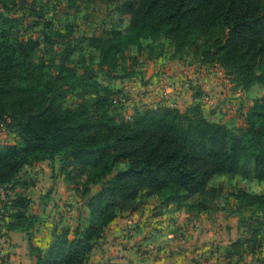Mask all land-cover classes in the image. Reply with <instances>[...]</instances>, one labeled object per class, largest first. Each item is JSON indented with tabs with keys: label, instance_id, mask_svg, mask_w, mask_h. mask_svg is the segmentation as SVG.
I'll return each instance as SVG.
<instances>
[{
	"label": "trees",
	"instance_id": "obj_1",
	"mask_svg": "<svg viewBox=\"0 0 264 264\" xmlns=\"http://www.w3.org/2000/svg\"><path fill=\"white\" fill-rule=\"evenodd\" d=\"M90 1L93 9L104 7L114 16L83 39L97 50L96 66L109 78H132L135 65H122L125 58L136 64L145 51L147 60H155L169 40L179 57L192 55L200 66L222 68L250 104L237 127L207 117L200 101L184 110L158 104L124 118L120 93L99 81L93 58L78 72L71 60L76 46L36 57L38 41L13 33L19 18L0 0V123L9 119L19 137L17 144L0 145V187L26 185L20 179L26 167L63 155L61 170L83 178L75 190L86 197L89 211L86 224L53 231L45 251L29 238L31 264H86L109 223L136 210L140 197L152 196L165 207L196 214L216 209L218 200H232L231 214L247 236L225 248V262L214 264H237L262 243L264 192L213 181L223 176L264 181V0ZM214 27L221 32L213 39L192 38ZM131 49L135 53L128 56ZM241 158L251 161L250 171L239 169ZM90 185L100 186L91 191ZM30 203L17 193L2 204L7 231L34 226ZM253 264H264V258Z\"/></svg>",
	"mask_w": 264,
	"mask_h": 264
},
{
	"label": "rangeland",
	"instance_id": "obj_2",
	"mask_svg": "<svg viewBox=\"0 0 264 264\" xmlns=\"http://www.w3.org/2000/svg\"><path fill=\"white\" fill-rule=\"evenodd\" d=\"M6 4L12 15L19 18L13 33L20 38L38 41L36 57L56 56L67 47L76 46L71 60L78 72L82 66H88L90 57L93 58L90 66L95 69L99 81L120 93V111L124 118L135 110L156 104H170L184 109L197 92L200 98L195 102L200 101L207 117H220L234 127L242 125V115L250 104L246 93L237 88L219 66H200L192 55L179 57L174 54L171 41H163L162 55L155 60H147L145 51L139 55L136 64L125 58L122 65L128 67L134 64L136 70L132 78L120 81L109 78L98 69L97 50L83 45L84 37L97 30L102 21L114 18L111 11L104 7L93 9L90 0H7ZM108 5L109 9L113 7L111 2ZM220 32V27H214L211 32L198 33L192 38L202 42L213 39ZM44 34L50 37L51 43L43 41ZM134 53L135 49H131L128 56ZM74 99L68 104L74 103ZM18 142L19 137L10 120L0 123V145ZM64 159L63 155H58L53 162L44 161L26 167L20 173V179L26 185L16 182L12 188L0 187V208L15 194L22 193L31 199L27 212L37 218L27 232L7 231L5 223L9 217L1 215L0 210V264H30L33 257L28 249L29 238L33 245L38 241L44 246L53 231L87 223L89 211L86 197L75 190V187L80 189L83 178L72 179L70 168L63 172L61 161ZM239 169L250 171L251 161L241 158ZM31 182H34L33 186H30ZM213 183H222L226 188L235 184L250 191L264 192V181L223 176ZM99 186L90 185L91 191ZM137 204L136 210L123 211L106 228L87 264L223 263V247L247 236L242 226L238 225L237 215L231 214L234 208L232 200H218L216 209L201 214L184 209L173 211L160 204L157 196L140 197ZM260 234L261 245L253 254L245 252L237 264H253V259L264 258V228ZM23 247H27L28 254Z\"/></svg>",
	"mask_w": 264,
	"mask_h": 264
},
{
	"label": "crops",
	"instance_id": "obj_3",
	"mask_svg": "<svg viewBox=\"0 0 264 264\" xmlns=\"http://www.w3.org/2000/svg\"><path fill=\"white\" fill-rule=\"evenodd\" d=\"M123 81H125V80H123ZM192 97H193V98H191L192 101H190L189 105L192 104L193 102H195V100L197 99V98H195L194 95H192ZM156 105H158V104H156ZM156 105H154V106H156ZM166 105H168V104H166ZM169 105H170V104H169ZM189 105H188V106H189ZM171 106H175V105H171ZM188 106H186V107H188ZM151 107H153V106H151ZM175 107H178L179 109H181L179 106H175ZM186 107H185V108H186ZM185 108H184V109H185ZM184 109H181V110H184ZM45 161H47V160H45ZM42 162H44V161H42ZM48 162H49V161H48ZM39 163H41V162H39ZM36 164H38V163H36ZM36 164H34V165H36ZM168 207H170V206H168ZM171 208H172V207H170V209H171ZM171 210L174 211L173 208H172ZM175 212H177V211H175ZM157 214H160V213H157ZM115 219H116V218H115ZM115 219H114V220H115ZM114 220H113V221H114ZM113 221H112V222H113ZM112 222H111V223H112ZM111 223H109V225H110ZM109 225H108V226H109ZM108 226H107V227H108ZM74 227H75V226H74ZM74 227H69V228L72 230ZM107 227H106V228H107ZM106 228H105V230H106ZM105 230H104V232H105ZM13 231H18V230H13ZM18 232H21V231H18ZM55 232H59V231H55ZM20 234H21V233H20ZM103 234H104V233H103ZM11 235H12V233H11ZM102 236H103V235H102ZM53 238H54V237H53V232H52V235L49 234V239H47L48 242L46 241L47 243L45 242V245H44V246L41 245L38 241H35L36 244H34V245L37 246V247H39V248H41L42 250L45 251L46 248L48 247V245L52 242ZM100 239H101V238H100ZM97 241H98V240H97ZM234 241H235V240H233V241L227 243V245H225V246L223 247V249H225L229 244H231V243L234 242ZM24 246H25V245H24ZM94 248H95V247H94ZM94 248L92 249L91 254L93 253ZM23 249H24V251H25V254H28V249H29V247H28V249H27V247H23ZM91 254H90V256H91ZM90 256H89V258H90ZM88 260H89V259H88ZM87 262H88V261H87ZM31 263H32V262H31ZM31 263H30V264H31ZM86 264H87V263H86Z\"/></svg>",
	"mask_w": 264,
	"mask_h": 264
}]
</instances>
